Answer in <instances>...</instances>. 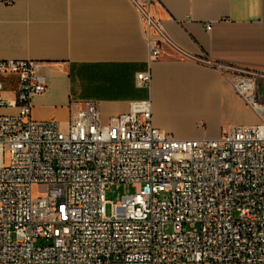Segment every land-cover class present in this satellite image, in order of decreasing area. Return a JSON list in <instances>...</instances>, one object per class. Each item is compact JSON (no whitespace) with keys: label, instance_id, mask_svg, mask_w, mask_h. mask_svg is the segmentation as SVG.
<instances>
[{"label":"built area","instance_id":"obj_1","mask_svg":"<svg viewBox=\"0 0 264 264\" xmlns=\"http://www.w3.org/2000/svg\"><path fill=\"white\" fill-rule=\"evenodd\" d=\"M132 2L149 61L180 51L150 0ZM217 68L260 122L178 139L148 99L107 122L95 100L72 101L66 128L35 120L47 89L36 62L0 61L19 78L12 99L0 82V107L16 109L0 114V264H264V74ZM136 80L148 87L150 73ZM113 184L136 191L112 203Z\"/></svg>","mask_w":264,"mask_h":264},{"label":"crops","instance_id":"obj_2","mask_svg":"<svg viewBox=\"0 0 264 264\" xmlns=\"http://www.w3.org/2000/svg\"><path fill=\"white\" fill-rule=\"evenodd\" d=\"M150 10L180 49L167 46L154 61L132 0H0V61H35L47 85L32 118L66 128L72 101L95 100L107 122L148 99L154 126L178 139L258 124L217 65L264 74V0H150ZM146 71L148 87L136 80ZM0 82L14 98L18 76L0 74ZM242 111L249 124H234Z\"/></svg>","mask_w":264,"mask_h":264},{"label":"rangeland","instance_id":"obj_3","mask_svg":"<svg viewBox=\"0 0 264 264\" xmlns=\"http://www.w3.org/2000/svg\"><path fill=\"white\" fill-rule=\"evenodd\" d=\"M246 106H247V108L250 109V107L247 104H246ZM243 113H245V112L242 111L240 113V115H238L237 117H235L232 120V122H234V124H236V125H238V124H249L248 120L251 117V114H248L249 118L248 117L244 118ZM246 113H248V111H246ZM41 191H45V189H42ZM135 191H136V187H134L130 184H113V185H110L106 189V199L109 202L115 203V202H118L120 200L121 196L127 195V194H133ZM110 207H111V205L108 203L106 206L107 213L110 212Z\"/></svg>","mask_w":264,"mask_h":264}]
</instances>
